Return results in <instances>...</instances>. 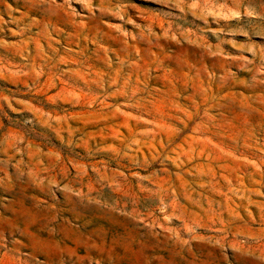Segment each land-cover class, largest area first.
Returning <instances> with one entry per match:
<instances>
[{
	"label": "rangeland",
	"instance_id": "obj_1",
	"mask_svg": "<svg viewBox=\"0 0 264 264\" xmlns=\"http://www.w3.org/2000/svg\"><path fill=\"white\" fill-rule=\"evenodd\" d=\"M0 264H264V0H0Z\"/></svg>",
	"mask_w": 264,
	"mask_h": 264
}]
</instances>
